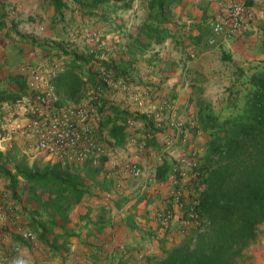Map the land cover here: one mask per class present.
Wrapping results in <instances>:
<instances>
[{
	"label": "crops",
	"instance_id": "crops-1",
	"mask_svg": "<svg viewBox=\"0 0 264 264\" xmlns=\"http://www.w3.org/2000/svg\"><path fill=\"white\" fill-rule=\"evenodd\" d=\"M145 1L0 0V126L11 103L26 91L24 66L56 58L61 51L69 50L65 68L54 82L60 100L75 104L86 99L95 85L88 62L97 42L84 37L87 30L98 32L105 65L129 77L135 97L147 94L151 100L140 109L122 94L105 92L107 108L95 126L111 153L97 164H66L70 169H102L82 184L85 191L75 203H52L47 192L28 186H17L13 194L4 174L14 165L9 156L18 151L33 163L30 155L43 152L26 154L17 141L1 152L0 246L16 264H156L164 249L192 228L181 226V212L175 210L170 231L161 232L153 214L165 205L169 183L156 178L152 153L110 144L108 129L127 115H146L148 108L172 100L187 126L186 145L204 149L205 123L211 116L219 122L239 113L252 89L255 69L264 65V16L220 49L205 42L211 12L206 4L181 0L171 5L165 23L158 24L149 19ZM149 22L162 39L141 32ZM143 126L136 119L127 136L134 134L142 141ZM166 135L159 129L156 146L148 148L164 149ZM183 149L180 143L165 147L166 161ZM125 155L145 174L133 178L125 172L120 164ZM148 176L154 180L147 182ZM19 226L35 238H24L16 230Z\"/></svg>",
	"mask_w": 264,
	"mask_h": 264
},
{
	"label": "built area",
	"instance_id": "built-area-1",
	"mask_svg": "<svg viewBox=\"0 0 264 264\" xmlns=\"http://www.w3.org/2000/svg\"><path fill=\"white\" fill-rule=\"evenodd\" d=\"M196 5L206 4L211 10L208 16L210 32L205 39L209 46L224 48L226 44L240 35L243 31L258 23L264 16V0H192ZM43 30V27L40 28ZM84 37L97 41L92 52L93 57L88 62V68L94 75L95 85L83 102H62L55 89V79L65 68L68 51L59 52L56 58L29 63L24 66L28 78L26 91L11 103V108L4 115L0 126V152L17 141L23 152H43L48 158L58 164L100 163L110 156L111 150L99 137L98 128L101 114L105 111V92L112 91L131 99L140 109L150 104V96H136L131 89L129 77L105 65V50L98 47L100 36L98 32L87 30ZM157 129L164 130V149L152 150L145 141L150 134H144L143 140L138 141L134 134H130L124 144L139 151H149L153 154L158 166L167 162L165 147L169 148L180 143L184 149L181 154L170 162L164 179L170 189L165 205L154 211L153 217L158 228L168 233L176 218V211L181 212L178 217L183 228L194 227L201 222L199 209L200 196L195 192L193 184L198 190L203 189L200 163L205 153L202 147H193L187 143V126L177 113L175 102L162 101L153 109L148 108L146 115ZM126 130L136 127V119L127 115L124 120ZM121 168L133 178L145 174L144 169L125 155L120 160ZM154 180L148 176L147 182ZM202 191V190H201ZM109 197L110 194H107ZM0 198V214L2 209ZM176 210V211H175ZM16 230L26 239H34V234L24 230L21 226ZM0 264H16V259L10 258L0 246Z\"/></svg>",
	"mask_w": 264,
	"mask_h": 264
},
{
	"label": "trees",
	"instance_id": "trees-1",
	"mask_svg": "<svg viewBox=\"0 0 264 264\" xmlns=\"http://www.w3.org/2000/svg\"><path fill=\"white\" fill-rule=\"evenodd\" d=\"M147 1L149 19L162 24L171 5L181 0ZM153 25L152 22L145 24L141 32L148 38L162 39L161 32ZM251 85L239 113L229 115L221 122L211 116L205 123L207 126H203L207 140L201 166L204 188L199 209L207 228L198 234L195 243L188 240L173 247L156 264H226L221 259L223 250L219 243L225 241L229 246L231 241L226 239L249 242L257 236L256 225L264 221V67L253 74ZM134 118L142 120L143 132L150 134L146 145L155 147L159 129L143 115H134ZM124 120L114 122L108 129L110 144L114 146L121 147L127 141ZM168 166V162H163L157 167V179L165 177ZM4 174L9 178L13 194L22 179L32 190L47 192L55 204L60 201L68 205L75 203L85 191L81 183L65 178L58 164L42 170L14 164L12 168L4 169ZM240 201L252 210L251 219L245 211L239 212L235 219L231 218L230 209ZM234 225L238 228H233Z\"/></svg>",
	"mask_w": 264,
	"mask_h": 264
},
{
	"label": "rangeland",
	"instance_id": "rangeland-1",
	"mask_svg": "<svg viewBox=\"0 0 264 264\" xmlns=\"http://www.w3.org/2000/svg\"><path fill=\"white\" fill-rule=\"evenodd\" d=\"M148 2V1H145ZM148 4V3H147ZM146 4V6H147ZM150 23V22H149ZM263 65H259L255 69V73L260 72L261 69H263ZM94 82V81H93ZM94 84V83H93ZM226 118V117H225ZM223 121V120H222ZM221 122V121H220ZM206 127V126H205ZM205 151V148H204ZM23 155V154H22ZM20 152L16 151L11 154L10 159L14 164H21L22 166H27V167H34L37 170H42L43 168L47 166H55L56 163L54 160L48 158L45 154H38L35 153L34 155H30V157L34 158V162L30 163L25 159V155L22 156ZM205 153L202 157L201 163H200V174H202V163L204 159ZM3 157L0 155V161ZM4 164V163H2ZM13 166V165H12ZM10 166V168H12ZM60 168V173L65 177L73 180L76 183H81L83 185H86L87 182L91 181L90 178L93 176L95 177L96 175H100L102 172V169L99 167H94L91 169L84 170L82 169H76L73 164V168H69L68 165L66 164H58ZM204 176L201 175V180L198 182L199 184L203 183ZM204 185V184H203ZM20 188H24L28 185L22 181V183L18 184ZM88 186V185H87ZM29 187V186H28ZM193 187L195 189V192L200 196L201 195V190H198V185L195 183L193 184ZM204 188V187H203ZM232 209V210H231ZM230 209V215L232 219H235V217L238 215L239 212L245 211L247 212V218L251 219L252 215V210H248L246 208V205L243 203L238 202L236 203L233 208ZM201 214V213H200ZM242 223V222H240ZM207 228V223L201 216V222L199 225H195L191 230H188L187 233L183 234V236L178 239L177 241H173V245H171L168 249H164V252L162 256L159 258V260H162L165 258L167 252L172 249L173 247L180 245L183 242H186L188 240H191L193 243L197 241V236L198 234L202 233L205 231ZM233 228H238L237 225H234ZM257 228V236L255 239L246 242L241 239H226V241H231V245L227 246L225 244V241L219 243L218 245L222 247L223 254L221 255V259L226 262V264H264V221L259 222L256 225ZM214 232H212V235ZM209 238V237H207Z\"/></svg>",
	"mask_w": 264,
	"mask_h": 264
}]
</instances>
